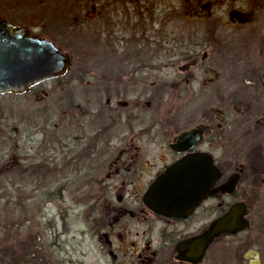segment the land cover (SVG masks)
<instances>
[{"label": "flooded vegetation", "instance_id": "1", "mask_svg": "<svg viewBox=\"0 0 264 264\" xmlns=\"http://www.w3.org/2000/svg\"><path fill=\"white\" fill-rule=\"evenodd\" d=\"M117 1L121 9L112 8ZM163 1L91 4L87 22L101 20L87 30L84 66L51 40L12 25L53 44L70 67L23 93L0 95L19 104L6 117L16 125L4 139L0 186L51 188L48 194L85 203L84 231L108 264H210L209 253L219 245L249 264L264 141L241 145L258 129L264 133V0H183L188 25L180 41L164 24L170 12L159 15L163 25L157 22ZM237 47L245 49L239 62ZM182 161L207 169L210 194L200 197L204 181L193 168L182 202L159 214L153 188L163 187L159 179ZM233 210L244 229L220 233L202 258L186 260L187 243Z\"/></svg>", "mask_w": 264, "mask_h": 264}, {"label": "rangeland", "instance_id": "2", "mask_svg": "<svg viewBox=\"0 0 264 264\" xmlns=\"http://www.w3.org/2000/svg\"><path fill=\"white\" fill-rule=\"evenodd\" d=\"M96 3L100 9L101 0H0V20L23 26L32 33L51 40L63 52L74 55L80 65L84 66L91 42L87 30L94 25L100 26V18H96L95 23L87 22L92 15L89 7ZM158 4L157 22L163 21V25L164 16L159 15L170 12V23L164 24L173 31L172 40L180 41L181 31L188 25L184 21L187 12L183 0H168ZM120 7L112 8L121 9ZM96 50L99 56L100 47L96 46ZM235 52L236 55L233 56H236L237 62L245 58L244 48L237 47ZM229 59L232 64L235 62L232 56ZM227 61L225 58L220 60V67H227ZM239 66L243 67L242 62ZM12 100L8 96H0V143H3L0 146V182L4 180L5 173L4 139L8 136L6 133L12 131L11 125H16L14 120L8 121L6 117L12 106L16 108L19 105ZM238 107L239 113L242 106ZM260 109L264 117V106L261 105ZM257 110L258 108H253L254 112ZM52 125L50 123L47 126V132L53 131ZM18 127L17 137H20L22 131L19 125ZM245 128L246 124L243 132L246 131ZM17 137L14 138L18 139ZM263 141V130L258 129L255 134L245 138L241 146L253 148ZM261 179H264V175ZM45 190L46 193H41L40 188L0 186V264H108L97 245L84 231L85 203H71V194L61 199L56 194H48L53 193V189ZM251 234L249 249L256 251L264 264V186L259 184L254 188L253 194ZM208 259L214 262L210 264H245L239 261V256L231 248L222 245L214 247Z\"/></svg>", "mask_w": 264, "mask_h": 264}, {"label": "water", "instance_id": "3", "mask_svg": "<svg viewBox=\"0 0 264 264\" xmlns=\"http://www.w3.org/2000/svg\"><path fill=\"white\" fill-rule=\"evenodd\" d=\"M238 19L242 20L240 17ZM69 67L70 59L53 44L31 35L24 28L0 20V95L23 93L38 82L63 76ZM186 164L182 161L169 168L159 179V183H165L164 186L153 188L159 196L156 209L159 214L170 213L168 205L182 202V198L187 195V175L193 168L195 176H199V182L204 181L205 190L200 193V197L210 194L209 187L213 181L207 178V169L197 170ZM202 173L206 174L204 179ZM243 229L239 216L235 217V211L229 212L215 221L202 236L187 243L190 250L186 260L193 262L202 258L213 238L220 233L234 234ZM247 258L250 259L249 264H261L256 252H250Z\"/></svg>", "mask_w": 264, "mask_h": 264}]
</instances>
